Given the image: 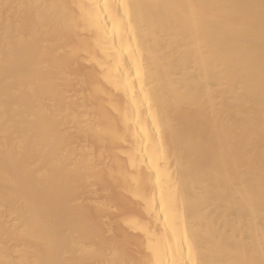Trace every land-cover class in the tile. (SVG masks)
<instances>
[{"label": "bare ground", "instance_id": "1", "mask_svg": "<svg viewBox=\"0 0 264 264\" xmlns=\"http://www.w3.org/2000/svg\"><path fill=\"white\" fill-rule=\"evenodd\" d=\"M0 264H264V0H0Z\"/></svg>", "mask_w": 264, "mask_h": 264}]
</instances>
